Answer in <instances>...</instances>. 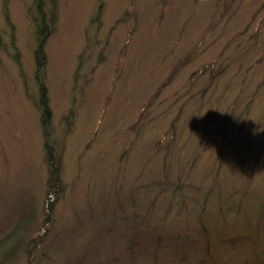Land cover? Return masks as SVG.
<instances>
[{"label": "rangeland", "instance_id": "obj_1", "mask_svg": "<svg viewBox=\"0 0 264 264\" xmlns=\"http://www.w3.org/2000/svg\"><path fill=\"white\" fill-rule=\"evenodd\" d=\"M40 3L0 0V262L264 264V0H56L49 224Z\"/></svg>", "mask_w": 264, "mask_h": 264}, {"label": "trees", "instance_id": "obj_2", "mask_svg": "<svg viewBox=\"0 0 264 264\" xmlns=\"http://www.w3.org/2000/svg\"><path fill=\"white\" fill-rule=\"evenodd\" d=\"M48 1H50L51 4V13L45 14L46 12L42 10L44 9V7L46 6L45 4ZM38 5L39 8H41L40 14L42 15V19H41L42 21L41 22L35 21L36 35L38 38V45L35 50V63H36L35 77L41 93V98L39 102L43 111L41 116V124L43 129V135L45 138V147L47 151V160L49 165V177L47 180L48 202H46L45 205V219L43 224H49L53 219V213L55 212V208L57 207L60 199L64 196L65 193V185L63 182L60 157L59 155L56 154L55 148L50 142L51 136L54 133V129L52 125V112L49 107L48 91L45 83V72L47 66V55L45 50V44L47 43L49 37L54 32L52 24L55 22L57 8H56V0H41V3ZM189 57H190V53H187L185 57L180 61V63L177 64V66H175L173 69L175 70L176 68L181 66V64L184 62L186 63ZM203 70L204 72H207L205 68ZM163 87H164L163 85L162 87L160 86V88L158 89L159 90L158 93L163 89ZM143 115H145V113L142 114V117ZM43 228H46V225L40 226V230ZM16 232L7 235L2 241H0V257L1 256L4 257L8 254V258H9L10 256H12V253H14L17 250L16 247L18 248L17 245L20 244L16 242L19 239V237L15 236ZM7 241H9L10 243L9 242L6 243ZM0 264H2V262H0Z\"/></svg>", "mask_w": 264, "mask_h": 264}]
</instances>
